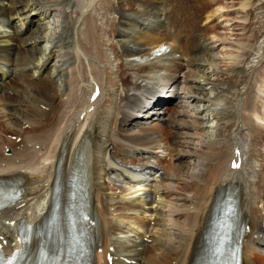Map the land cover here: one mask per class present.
I'll return each mask as SVG.
<instances>
[{"label": "bare ground", "instance_id": "6f19581e", "mask_svg": "<svg viewBox=\"0 0 264 264\" xmlns=\"http://www.w3.org/2000/svg\"><path fill=\"white\" fill-rule=\"evenodd\" d=\"M98 1L0 0V90L11 89V80H6L11 73L14 81L24 78L32 82H24L27 89L22 100L7 102L8 122L0 127V133L15 127L11 134L19 137L22 125H32V133L25 138L34 144L41 141L47 150L44 158L48 159L46 163L28 161L29 152L24 151L13 157H25L20 158L26 161L25 171L9 167L0 170L1 180L24 184L22 201L0 212V219L19 221L32 215L31 222L38 223L52 212L57 222L64 223L72 211L87 208L100 219L103 229L99 239L103 237L107 247L111 242L112 257L135 264H198V254L212 239L216 206L230 202L222 198L228 189L226 196L237 199V222L248 221L250 226L243 264H264V201L260 189L264 175L259 147L256 139L243 143L236 133L242 124L252 134H259L254 117L241 113V109L249 111L252 106L243 99L240 88L249 87L250 74L264 55V39L254 55L248 54L242 70L247 74L230 77L228 86L212 99L201 98L202 88L193 82L196 57L202 53L197 39V0H166L175 3L166 14L169 22L177 24L185 37L168 32L147 35V31L136 38L146 47L135 49L123 41V53L117 50L115 32L108 30L112 0ZM248 5L247 0L245 9ZM95 21H99L96 27ZM126 55L132 58L127 61ZM182 57L187 59L184 65L176 62ZM75 63L78 76L85 77L86 90L82 88L77 108L64 113L57 121L59 125L50 123L44 109L51 111L58 95L64 93L65 67ZM93 73L94 78H90ZM95 84L100 88L99 96L90 103ZM260 86L259 94L261 88L264 90V85ZM169 101L174 107L164 108ZM204 101L218 114L214 128H228L222 140L215 131L212 139L202 135L204 120L197 115L201 114L198 103ZM80 114H84L82 121ZM42 115L48 121L36 123L35 117ZM148 119L155 124L140 123ZM227 137H231L230 144ZM5 142L3 145L13 153L15 143ZM3 145L0 162L12 158V154L4 156ZM235 148L242 151V163L234 171L229 164ZM216 160H220L216 174L208 175L210 164ZM77 183L86 188L84 199L77 196ZM113 195L116 199L111 198ZM178 212L181 214L175 216ZM144 219L154 221L153 227ZM233 233L238 235V230ZM138 239H150L155 246L139 250ZM112 264L124 263L113 258Z\"/></svg>", "mask_w": 264, "mask_h": 264}, {"label": "rangeland", "instance_id": "374dc122", "mask_svg": "<svg viewBox=\"0 0 264 264\" xmlns=\"http://www.w3.org/2000/svg\"><path fill=\"white\" fill-rule=\"evenodd\" d=\"M246 1L247 0H197L196 1L197 7H198L197 9L199 10L198 17L200 19L199 20L197 18L198 25L200 28V32L198 33L197 39H198L199 47L202 49V53H200L196 57V62H195L196 65L194 66L196 77H195V81L193 82H197V84L201 86L202 88V91H201L202 96L200 95L201 98L207 97L209 99H212L218 91H220L221 89H225L226 85L228 86L227 83L230 77L232 76L240 77L242 74H247V72L244 73L242 70L246 68L245 63H247L248 54L254 55L255 50L257 49V47L260 46L259 44H261V42L264 39V0H259V1L258 0H248L249 5L245 9L244 3ZM98 2H100V0ZM174 4L170 1L167 2L166 0H112L113 11L110 15V19L112 23L110 22L111 25L108 30L109 31L113 30L115 32L113 37H114V42L117 45V50L121 53L125 52V50L122 49V46H121L123 41L125 45H128L129 47H133L135 49L146 47L143 45L142 42L140 43L139 40L136 38H138L137 35L140 36L142 33L147 32V31H148L147 35L149 34V32L152 35L154 34L159 35L162 33L167 34L168 32V34L170 33L171 35L179 34L178 36L185 37L184 36L185 34H183L184 33L183 31H182L183 33L179 32L180 31L178 29L179 26L177 24L169 22L170 20L168 18V15L166 16V14H170V11H171L170 9L172 8V5L174 6ZM97 7H99L98 4L96 8ZM65 13L69 17L72 16L70 11L66 10ZM97 22L96 21L94 22L95 27L99 24ZM14 23H16V21H14ZM88 31L89 30L87 29L86 32ZM125 35H128V36L125 37ZM132 40L134 41L132 42ZM168 44L167 45L169 47L171 46L173 47V44L171 42H169ZM127 56L128 55L125 56L127 61L129 60L128 58H132L131 56L129 57ZM186 60L187 59L185 57H182L180 60H177L176 62H178L179 64L182 63V65H184V62ZM259 60L260 61L258 65H256V70L254 69V72H251L250 74V78L248 80L250 82L248 83L249 87L245 86L244 88H240L243 94V99L247 101V104H250L252 106L251 110H249L250 113L247 110V108H243V110L241 109L242 111L241 113L242 115L249 114V116H251L252 118L254 117L253 123L255 127L257 128L259 134L258 133H257L258 135L256 133L252 134L251 132H249L247 127L243 126L242 124L241 126L239 125L240 128H237V129L239 131L240 136L243 139V143L244 141L245 142H247V140L249 141V139L251 138L256 139V142L258 144L257 147H259L258 148L259 150L258 160H261L260 170L262 171L264 175V116H262V114H264V90H262L261 88L260 94L257 92V89L261 87L260 84H262V86L264 85V55H263V58H260ZM95 61L97 62V60ZM83 64L86 67V63L83 62ZM86 69L88 68L86 67ZM64 72H65L64 81L66 82L65 85L67 84L66 89L64 90V93L62 92L58 95L51 111H49V109L47 108L44 109L47 111V116H49L50 123L56 121L54 123L56 125L58 124L59 119L64 115V113L69 114L70 111H74V109L77 108L76 107L78 106V103H76L77 98H80V93L82 91V88L84 89L87 84L85 77L84 78L82 77L83 78L82 79L78 76L77 74L78 66L76 65V63L67 65L65 67ZM21 75L22 74H19V75L16 74V76H21ZM13 76H14V73H11V77H8V79H6L8 81L11 80L10 82L11 89L7 90V92L4 91V93L3 91L0 92V127L1 129L3 127H6L7 122H8V118L6 119L7 117L6 113H8V110L10 109V107L6 106L7 102L12 100L13 98H15L14 100H18V101L23 99L24 97L23 91L24 89L25 90L27 89L24 82L30 83L32 85V82L24 81V78L21 79L19 82H17L16 79L14 81L12 79ZM180 76L182 75L180 74ZM90 78H94V73L91 74ZM70 85L73 86L71 87L74 88L73 89L74 91L72 90ZM66 90L70 92H67ZM250 90L252 93H250ZM19 94L21 96H19ZM163 95H165V93ZM244 96L246 97V99ZM162 98L168 99V97H165V96ZM1 99H4V102H2ZM204 102L205 103H198L199 104L198 106L200 108L199 112L201 111L200 112L201 114L197 115L198 117H201V118L203 117L202 120H204L202 123V128H203L202 135L205 139H212L214 135L213 132L215 131V134L218 136V138L222 140L223 139L222 136L223 135L226 136L228 134V128L223 127V126H217L216 128H214L215 121H217L216 117H218L217 116L218 114L216 115L215 114L216 112H213V113L211 112L210 110L211 108L209 107L211 105L210 102L208 103L207 101H204ZM20 104L26 105V103H20ZM173 104L174 102L169 101L167 104L164 105V108H169V106L171 105L172 107H174ZM69 105L71 107H69ZM254 106H256V110L253 109ZM226 111L227 109L225 110V112ZM252 111H254V113ZM52 112L53 113L56 112V113L51 114ZM255 113H256V117H255ZM199 115H202V116H199ZM220 115L221 116L224 115V112L223 114H220ZM47 116L46 115H42L40 117L36 116L34 120L36 123L37 122L45 123L46 121H48ZM214 116L215 118L213 119ZM151 120L153 119L143 120L140 123H142L143 125L144 124H148V125L155 124L154 122L151 123ZM30 126L32 127V125ZM14 129L16 130L15 127H12V130L7 131L6 133L5 132L0 133V137H1V134L7 135V134L15 133L13 131ZM11 136H15V135L11 134ZM42 137L44 138L46 137V135L43 134ZM230 138L229 139L228 137L226 138L228 144L231 143ZM5 141L12 142L10 140L2 139V141L0 142V148H1V145H3V142ZM23 141L24 143H27V144L31 143L33 148L35 145H39L40 148L42 149L40 148L33 149L32 147L24 148V146H21V145L16 147L15 146L16 144H14L16 148L13 147L12 156L17 153L24 154L25 153L24 151H26V152H29L26 156V160L28 161L36 160V162L40 161L44 163L48 161V159L45 160L44 158L47 150L44 149L43 144H40L42 143L41 141L40 142L37 141V143L34 144L32 140L26 139L25 136L23 138ZM48 143L49 142L46 143L47 145L46 147H48L49 145ZM15 150L17 152H15ZM19 150H22V152L21 151L18 152ZM32 151H37V152L40 151V154L38 153V155H36L34 154L35 152H32ZM15 158L16 157H14V159ZM14 159L12 161H10L11 159L7 160L9 162L5 161L7 164H9V168H13L16 170L18 169L20 171L22 169V171H25L24 169L26 168L23 167V164H25L26 161L20 160V158L18 159V157L15 160ZM19 163H21L20 166H18ZM219 163H220V160H216L210 164L207 170L208 175L216 174V169L219 166ZM1 165L5 166L4 161L0 163V166ZM10 166H13V167H10ZM3 169H6V167H3ZM3 169H0V170H3ZM6 171L3 174H5ZM262 183H264V176L262 179ZM262 183H261L262 188L260 189H261V196L264 201V195H263L264 185ZM111 198L116 199V196L113 195L111 196ZM191 207H192V204H190V208ZM178 214H181V212L176 213L175 216ZM143 221L147 223L150 227H153L154 225V221L152 220L150 222H147L144 219ZM263 225H264V220L262 223V228H263ZM142 242L139 239L137 240V243H140L138 247L139 250H142L145 246L150 247V248L152 247L151 245L155 246V244L152 241L151 243L149 242L142 243ZM170 259H173V257L167 258V260H170ZM256 264H260V263H256Z\"/></svg>", "mask_w": 264, "mask_h": 264}, {"label": "snow or ice", "instance_id": "6c2138e0", "mask_svg": "<svg viewBox=\"0 0 264 264\" xmlns=\"http://www.w3.org/2000/svg\"><path fill=\"white\" fill-rule=\"evenodd\" d=\"M162 51V50H161Z\"/></svg>", "mask_w": 264, "mask_h": 264}]
</instances>
